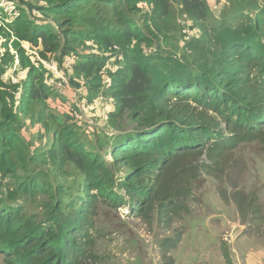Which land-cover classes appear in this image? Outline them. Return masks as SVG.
I'll return each mask as SVG.
<instances>
[{
    "label": "trees",
    "instance_id": "16d2710c",
    "mask_svg": "<svg viewBox=\"0 0 264 264\" xmlns=\"http://www.w3.org/2000/svg\"><path fill=\"white\" fill-rule=\"evenodd\" d=\"M220 1L229 14L216 20L206 0H23L22 16L0 28L6 264H98L101 205L125 207L148 225L156 214L159 225L172 229L191 212L205 176L216 181L220 200L235 207L243 235L264 239V204L258 191L242 188L247 164L235 154L257 143L264 155V0ZM175 6L190 23L181 55L162 46ZM22 43L41 59L78 58L72 84L87 93L86 115L108 125L110 162L83 131L94 127L54 107L69 95L47 84L50 71ZM82 48L89 51L74 54ZM15 57L27 71L17 84L3 78ZM106 103L114 110L98 114ZM70 109L84 117L75 104ZM183 237L181 231L160 242L164 264H175L170 253ZM224 259L232 264L229 253Z\"/></svg>",
    "mask_w": 264,
    "mask_h": 264
},
{
    "label": "rangeland",
    "instance_id": "374dc122",
    "mask_svg": "<svg viewBox=\"0 0 264 264\" xmlns=\"http://www.w3.org/2000/svg\"><path fill=\"white\" fill-rule=\"evenodd\" d=\"M8 1L15 2L19 13V16L9 22L10 24L14 19L22 16L21 8H27L26 6L23 7V0H3L4 4L8 3ZM206 1L213 10L215 18L216 16L224 18L229 14V8H226L225 4L220 0ZM0 4H2V0H0ZM32 14V16L30 14L31 19L33 18L37 22L38 12L34 10ZM0 17H2L0 18V28L6 27L7 21L11 16L3 10V14L0 12ZM188 23L187 19L181 18L179 7L175 6L170 18L166 20L168 31L167 36L164 38L165 40L162 42L165 50L182 54V42L180 43V41L183 35V28L187 29L190 24ZM15 41V37L12 36L10 43L12 44ZM4 42V37L0 36V53L3 54H5ZM22 45L32 61L39 62L36 64L42 65L46 70L48 69L46 65L52 62L58 64L59 70L66 69L65 65L69 61L66 58L62 63L54 56L41 59L38 49L27 43H22ZM12 48L9 44L10 51L15 55L14 48ZM86 51L89 50L82 48L78 53L74 54L83 55ZM71 56L73 54L68 57ZM109 63L112 69L114 66H118L116 60ZM9 69L3 77L6 82L17 84L22 83L26 79L27 71L20 68L17 58L14 65ZM73 75L70 76L66 73L65 78L69 79L72 89H82H78L72 84ZM19 97L18 94L17 98ZM58 98L59 95L56 99ZM80 98L83 99V96L80 95ZM60 101L65 103L66 98L61 97ZM55 106L57 107V104H54ZM88 111L90 110L88 109ZM88 116L93 120V125L91 126L94 128L88 129L89 127H86L83 131L92 134L89 140L98 141L97 148L106 155L110 162L111 156L109 152L111 148L106 135V133L110 134L108 125L105 121L102 122L100 118H97L98 116H96L98 120L94 121L92 113L88 114ZM83 124L87 125L84 120H82L81 125L83 126ZM78 131L80 134L82 133L80 129ZM25 135L30 138L31 133L27 131ZM235 154L239 159L245 160L247 164L245 175L241 180L242 188L247 192L258 191L264 204V155L261 148L257 143L243 144ZM119 176L123 177V173H120ZM200 183L199 189L195 190L194 196L189 203L191 212L180 221L175 222L172 229H166L164 226L159 225L156 214H154L152 223L148 225L144 221L130 216L129 210L125 207L114 211L105 205H101L98 225L100 232L94 235L96 252L98 256L102 257V261L98 264H164L160 242L165 238L176 236L181 231L184 232L182 242L177 249L170 253V257L175 264H226L224 259L226 252L230 254L232 264L234 261L235 264H254V255H264L262 252L264 251V239L243 235L246 227L241 225L235 207L233 205H225L220 200L217 193V183L213 178L205 176ZM259 262L264 263V259H260ZM0 264H6L1 254Z\"/></svg>",
    "mask_w": 264,
    "mask_h": 264
},
{
    "label": "built area",
    "instance_id": "2783aa9c",
    "mask_svg": "<svg viewBox=\"0 0 264 264\" xmlns=\"http://www.w3.org/2000/svg\"><path fill=\"white\" fill-rule=\"evenodd\" d=\"M2 0V4H0V7L6 12L9 13L11 16L10 19L7 21V23L11 22L13 18H16L19 16L17 7L15 6V2L8 1V3L4 4ZM1 26V25H0ZM190 33V31L188 32ZM66 60H69L65 65V70L61 69L59 70V66L56 62H52L47 64V68L49 69L51 75L48 78L47 84L53 88L54 90L61 93L63 96H68V94L72 95V98L68 100V103H62L60 100L57 101V108L60 110L61 113H70L71 116H73L77 121L81 122L84 120L87 125H93V120L89 118L88 115H86V112H88L87 104L85 100H82L80 98V90H74L72 89L70 85L69 79L65 78V74H69L70 76L73 75V66L76 64L78 58L75 56H71L67 58ZM100 102H104L102 98L99 99ZM73 104L78 107V109L83 113L84 117L82 118L81 113L76 110H71L70 108L73 106ZM107 104V103H106ZM105 104V105H106ZM104 114H107V106H103Z\"/></svg>",
    "mask_w": 264,
    "mask_h": 264
},
{
    "label": "crops",
    "instance_id": "0c3cea01",
    "mask_svg": "<svg viewBox=\"0 0 264 264\" xmlns=\"http://www.w3.org/2000/svg\"><path fill=\"white\" fill-rule=\"evenodd\" d=\"M87 93L85 92V91H83V89H80V95L81 96H84V95H86ZM72 98V95L71 94H69V99H71ZM82 98V97H81ZM100 98H102V99H104L103 97H100ZM105 100V99H104ZM104 106H107V111L108 112H111V111H113L114 110V105L113 104H106V105H104ZM103 107V106H102ZM101 107V109L100 110H98L97 111V113L98 114H104V112H102L103 111V108ZM238 238H240V237H238ZM263 253H264V251H262ZM260 259H264V255L263 254H257V255H254V261H253V263L254 264H264V263H260L259 262V260ZM233 264H235V261L233 262Z\"/></svg>",
    "mask_w": 264,
    "mask_h": 264
}]
</instances>
